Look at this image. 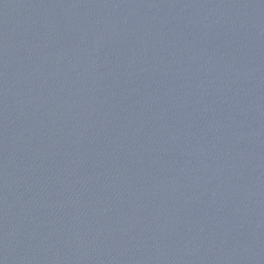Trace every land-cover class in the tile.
I'll return each mask as SVG.
<instances>
[{"label":"water","instance_id":"obj_1","mask_svg":"<svg viewBox=\"0 0 264 264\" xmlns=\"http://www.w3.org/2000/svg\"><path fill=\"white\" fill-rule=\"evenodd\" d=\"M0 264H264V0H0Z\"/></svg>","mask_w":264,"mask_h":264}]
</instances>
